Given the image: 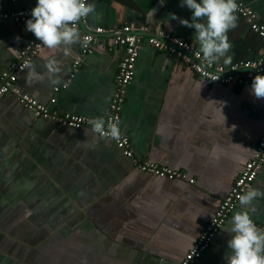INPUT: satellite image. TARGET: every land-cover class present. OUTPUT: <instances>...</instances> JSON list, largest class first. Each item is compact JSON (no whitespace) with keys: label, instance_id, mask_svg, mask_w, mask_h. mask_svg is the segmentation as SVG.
<instances>
[{"label":"crops","instance_id":"crops-1","mask_svg":"<svg viewBox=\"0 0 264 264\" xmlns=\"http://www.w3.org/2000/svg\"><path fill=\"white\" fill-rule=\"evenodd\" d=\"M63 1L0 0V14ZM240 1L264 24V0ZM87 12L77 29L67 11L36 23L0 19V76L46 36L15 89L92 124L107 122L124 52L101 37L75 71L87 30H162L227 68L264 52V41L224 4L88 0ZM45 23L57 32L43 34ZM118 128L137 160L185 178L141 172L91 129L37 117L13 92L0 97V264H180L253 158L264 133V81L208 82L145 40ZM197 264H264V166Z\"/></svg>","mask_w":264,"mask_h":264},{"label":"built area","instance_id":"built-area-1","mask_svg":"<svg viewBox=\"0 0 264 264\" xmlns=\"http://www.w3.org/2000/svg\"><path fill=\"white\" fill-rule=\"evenodd\" d=\"M224 4L229 10L243 18L250 26L251 30L264 41V24L259 22L258 15L249 9L240 0H201ZM88 0H64L55 8H30L14 13H2L0 19L9 20L17 24L36 23L40 17L54 20L63 11L68 12L70 26L74 29L80 28L87 21ZM43 34H55L56 28L45 23L41 27ZM46 36L41 40H32L28 46L18 54L19 62L11 66L0 76V97L13 92L23 106L35 112L37 117L57 119L62 126L79 130L89 128L101 137L115 143L123 154L134 161L141 172L152 173L160 178L181 179L185 175L171 168L161 167L147 161H139L135 158L130 138L123 134L118 124L122 115V108L125 102L127 87L133 82L135 69L139 58L140 50L145 42H148L155 50L165 52L169 56L177 59L192 69L199 77L211 83L229 85L238 83L245 85L248 83L261 84L264 81V52L254 60L236 62L230 67H225L210 57H206L198 45L193 41L166 33L162 30L150 34L147 26L134 28L130 25L122 26L118 31H109L103 27L94 30H87L81 35V56L74 62V70L77 71L81 61L85 56L93 52L95 45L101 37L108 40L110 47H120L124 55L121 59L116 73L115 84L116 92L109 106V116L104 124H92L86 117L71 113H58L49 110L45 105L39 103L27 94H21L15 89L20 75L31 64L33 58L38 55ZM62 87H55L57 93ZM57 98L53 96L51 103H56ZM264 166V133L260 137L253 158L248 161L241 171L236 182L230 189L228 195L222 199L213 216L202 230L199 238L192 249L187 252L180 264H197L198 260L210 248L216 234L227 222L232 212L235 210L245 192H247L257 179L262 167Z\"/></svg>","mask_w":264,"mask_h":264},{"label":"bare ground","instance_id":"bare-ground-1","mask_svg":"<svg viewBox=\"0 0 264 264\" xmlns=\"http://www.w3.org/2000/svg\"><path fill=\"white\" fill-rule=\"evenodd\" d=\"M221 201V200H220Z\"/></svg>","mask_w":264,"mask_h":264}]
</instances>
